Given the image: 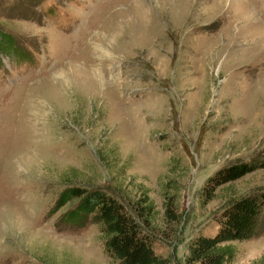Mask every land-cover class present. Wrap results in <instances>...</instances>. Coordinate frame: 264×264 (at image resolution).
<instances>
[{"label": "rangeland", "instance_id": "374dc122", "mask_svg": "<svg viewBox=\"0 0 264 264\" xmlns=\"http://www.w3.org/2000/svg\"><path fill=\"white\" fill-rule=\"evenodd\" d=\"M263 148L264 0H0V264H118L61 193L145 192L159 217L167 180L179 230L152 246L185 264L226 198L264 190L263 166L200 204L204 177ZM260 214L231 264H264Z\"/></svg>", "mask_w": 264, "mask_h": 264}, {"label": "trees", "instance_id": "16d2710c", "mask_svg": "<svg viewBox=\"0 0 264 264\" xmlns=\"http://www.w3.org/2000/svg\"><path fill=\"white\" fill-rule=\"evenodd\" d=\"M263 166L264 148L259 156L233 160L215 168L197 189L200 204L212 199L217 187ZM161 185L159 217L145 192L125 202L104 188L71 186L61 193L60 200L78 199V205L65 213V217L81 220L89 215L99 231L102 250L110 260L118 264H169V255L156 251L152 243L156 239L171 242L176 237L182 212L178 187L168 180ZM263 205L264 190L226 198L211 214L214 229L197 231L187 240L183 262L231 264L237 251L233 241L257 233Z\"/></svg>", "mask_w": 264, "mask_h": 264}, {"label": "bare ground", "instance_id": "6f19581e", "mask_svg": "<svg viewBox=\"0 0 264 264\" xmlns=\"http://www.w3.org/2000/svg\"><path fill=\"white\" fill-rule=\"evenodd\" d=\"M246 1V0H245Z\"/></svg>", "mask_w": 264, "mask_h": 264}]
</instances>
